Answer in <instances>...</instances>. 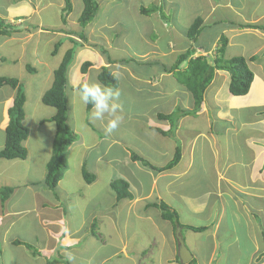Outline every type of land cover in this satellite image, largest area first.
<instances>
[{"label": "crops", "instance_id": "1", "mask_svg": "<svg viewBox=\"0 0 264 264\" xmlns=\"http://www.w3.org/2000/svg\"><path fill=\"white\" fill-rule=\"evenodd\" d=\"M184 1L97 0L98 6H103L89 28L79 27L78 17L67 16L66 22L73 29L69 32H64L61 29L63 23L57 21L59 11L64 8V0L0 1V19L16 28L10 36H0L1 71L13 73L14 69L3 68L17 66L15 69L19 72L26 70L29 75L36 74L37 68L32 62L31 65L23 62L30 52L32 61L49 71L52 66L39 55V51L44 50L43 46L55 41L60 33L62 37L68 36L69 41L73 39L82 43L75 39L78 37L76 33L94 29L89 36V50H83L82 46L83 49L76 53L89 52L86 57L79 55L77 60L90 62L88 70L93 71V76L79 70L84 62L76 71H71L70 67L69 77L75 72L74 78L69 80L67 75L68 118L71 119L68 124L75 136L68 149L71 151L81 146L82 152H86L83 159L87 161L84 160L75 170L66 160L67 168L54 189L45 182L46 164L51 154L45 163L42 179L41 174L30 178V167L34 170L37 160L46 156L48 148L43 143L40 147L33 144L30 138L36 131L32 132V125L47 127V132L43 133H47L48 150L51 151L55 133L51 119L55 111L50 117L34 122L24 119L23 124L29 133L23 142L26 158L0 159V189L12 190L5 201L0 198V220L4 216L9 217L0 235V264H6V248L10 258L7 264H14L18 257L24 259L22 264H40L37 261L42 258V264L49 261L55 264H110L114 258L118 259L116 264H181L175 238L177 226L162 218V211L157 207L160 203L177 213L182 226L204 228L196 236H192L191 231L183 234L180 229L191 260L194 259L196 264H264V31L244 27L264 25V12L256 11L264 1H259L257 6L252 2L254 8L249 10L229 0H208V8L202 17L195 18L201 19L202 24L194 42L186 36L190 26L180 29L175 21L166 20L160 11L163 8L169 17L172 14L169 12L175 7L172 9L167 3H174L180 8L173 13L179 14ZM151 2L164 6L156 7L157 11L148 16L143 15L140 9ZM114 6L117 10L110 13ZM49 7H53L56 14L55 22L49 26L54 30L51 33L41 24V15ZM126 14L132 24L122 30V17L125 18ZM35 17L40 19L39 23L34 21ZM139 20L146 24V29L161 32L163 44H160L161 39H151L143 31L144 26L135 24L134 21ZM169 24L170 27H166ZM242 34L255 38L251 51L244 52L237 46L231 53L230 50L234 49L231 47L238 44L234 42L235 38ZM43 36L46 39L41 42ZM221 36L228 40L224 59L237 56L256 59L248 61L253 73L248 93L232 96L228 90V73L216 70L196 114L180 117L169 135L161 134L169 132L171 127L158 115H171L177 108L193 109L190 93L177 83L173 72H170L177 56L193 49L192 58H213ZM147 65L152 67L151 71L148 69L149 75L135 71ZM27 67H32L34 72L27 71ZM103 67L110 69L118 81L123 78L127 83L120 80V84L131 89L130 93L151 91L153 94L151 105L139 113L132 103L127 102L128 95H125L123 87H117L115 90L119 91V97L115 103L119 105L121 121L111 132L106 131L111 117L106 115L103 120L92 118L93 107L88 110L77 94V86L81 83H98L104 87L97 79ZM185 67L186 63H183L180 69ZM31 81L29 78V83ZM23 82L22 86L27 87L28 82L25 79ZM15 94L16 90L9 86L0 88L1 133L8 124L7 111ZM140 129L143 133L136 138L145 142L142 147L124 144L117 135ZM137 133L127 137L134 139ZM177 148L180 149L179 161L172 168L163 169L171 162ZM131 154L142 158L156 170L141 161L132 160ZM66 159L69 161V157ZM15 172L21 175L18 180L11 177ZM85 174L88 177H84ZM113 182L125 183L130 199L119 200L111 188ZM72 187L78 199L71 193ZM79 187L87 189L86 196ZM76 215L79 216L77 220ZM14 217L31 218L40 226L35 233V245L19 233H6L17 221ZM28 223V229L22 228L31 230L35 222L28 220ZM141 235L149 237L140 240ZM134 238L136 241H132ZM15 241L21 244L17 245ZM26 245L36 251L32 252ZM138 250L137 260L135 253Z\"/></svg>", "mask_w": 264, "mask_h": 264}, {"label": "trees", "instance_id": "2", "mask_svg": "<svg viewBox=\"0 0 264 264\" xmlns=\"http://www.w3.org/2000/svg\"><path fill=\"white\" fill-rule=\"evenodd\" d=\"M82 10L77 18L79 26L84 29V27L91 22L92 18L98 11V4L96 0H81ZM72 10V5L70 0H64V8L62 9V21L65 23L67 16ZM143 15H150L151 13L157 11L156 6L149 5L146 8L140 9ZM202 21L197 18L193 21L190 27L187 29L186 36L193 42L196 40ZM244 27L259 29L264 31V25L260 24H250L244 25ZM16 32V28L6 23L4 20L0 19V36H10L12 33ZM85 33L82 31L78 36L83 40L85 39ZM72 44L79 45L78 42L70 39ZM228 40L225 36H221L219 39V45L215 50V55L212 58L197 56L192 58L193 49H188L184 54L177 56L174 64L171 67L174 78L179 85L185 88L191 95L193 100L192 111L180 110L171 115L164 116L158 115L159 119L167 120L170 123L169 132H161V134L167 136L170 134L172 129L177 125V120L184 115H194L200 109L204 93L211 83L214 72L216 70L227 72L229 75V86L228 90L232 96H244L248 93L251 82L253 80V73L248 67V61L256 60L255 57L249 59L243 58L241 56L232 57L230 59H224L223 55L227 46ZM59 47V42L54 46L53 54L57 51ZM74 47L68 49L63 58L61 59L58 67L53 72V80L49 89L41 96V103L45 106L51 107L55 110L51 122L54 123L55 133L51 147V158L46 164V185L54 189L57 183L61 180L63 171L67 168L66 164V151L73 143L75 139L74 133L68 124V108L69 101L67 97L68 91V69L73 61ZM125 60L124 62H127ZM186 63V67L180 70V66ZM91 66L90 62H84L80 68L81 73H86L88 68ZM27 71L34 72L32 67H27ZM98 81L104 87H110L116 89L118 86L117 78L112 74L110 69L103 67L97 75ZM3 86H9L16 90L15 97L12 101L11 107L7 111L8 124L4 130L5 138L3 148L0 150V159L3 160H24L27 155V151L23 146V142L28 137V129L23 124L24 119V103H25V92L22 85L19 84L18 80L8 77H0V88ZM89 110L92 105H86ZM173 121H172V120ZM131 159L134 161H141L144 165L151 167L142 158L131 154ZM180 159V149L175 150L173 159L171 162L165 166L163 169H170ZM158 171V169H157ZM84 177H88L87 174ZM111 188L115 192L117 198L120 199H130V193L128 192V187L123 182H113ZM11 189L2 188L0 189V198L5 201ZM157 207L162 211V218L173 224V226L179 227L182 231H191L194 233H199L204 230L203 227H191L182 226L178 222L177 213L168 207L164 203H160ZM15 244L20 245V241H15ZM26 248L32 250V247L26 245ZM58 263V262H57ZM47 264H55L54 261L48 262ZM189 264H196L195 260L192 259Z\"/></svg>", "mask_w": 264, "mask_h": 264}, {"label": "rangeland", "instance_id": "3", "mask_svg": "<svg viewBox=\"0 0 264 264\" xmlns=\"http://www.w3.org/2000/svg\"><path fill=\"white\" fill-rule=\"evenodd\" d=\"M259 1H264V0H229V2L233 3L234 5H239L240 4V5L246 7L249 10L251 8H254V4H252V2H254L255 5L257 6V3ZM207 3H208V0H185L184 3L181 6L182 9L180 10L179 14L173 13V12L179 10V8H180L179 5L176 7L175 6L176 4H174V3H167V5L172 7V9L175 7L173 11L171 10V12H169V13H172V14H170L169 17L167 16L168 14L167 15L165 14L163 8L160 11H161V13L163 14V17L166 20L171 21V22L175 21L177 23V27H179L180 29H185V28H187L188 26L191 25V23L195 20L196 17H198V16L202 17V13L208 8V4ZM72 5H73L72 6V10H71V12L69 13L68 16H70V17H73V16L78 17V12H80L81 7H82L81 0H72ZM149 5H152V6L154 5V6L158 7V8L164 6L162 4H160L158 6V5H156V4L152 3V2ZM102 6H103V4H101L100 7L98 6V10L101 9ZM183 8H184V10H183ZM256 9H257L256 11L264 12V3L261 6H259V8H256ZM116 10H117V7L114 6L110 13L115 12ZM98 12L99 11L96 12V14L92 18L91 22H89L84 27L85 29L89 28V26L94 22ZM60 14H62L61 11H59V16L57 15V21L60 24H61V22L63 23V27L61 29H63L64 32L73 31V29H71L72 28L71 24L67 23L66 21L64 23L62 21V19L60 18V16H61ZM55 18H56V14H54L53 7L46 8V10H44L42 15H41V24L44 25V27L47 28L46 30H48L50 33L52 31H54L49 26H50V24L55 22V20H56ZM39 20L40 19L35 17L34 21L39 23ZM227 20H230V19L227 18ZM134 22H135V24H137V25H139L141 27L144 26L143 27V31L147 32L149 34V36L151 37V39H158V40L161 39L162 42H160V44H163L164 38H163L161 32L158 33L157 30H151L149 28L146 29V24L143 25V21L142 20L134 21ZM121 24H122V26H121L122 30L125 29L127 26H130L132 24V21H131L129 15L126 14L125 18L122 17V23ZM47 25H48V27H47ZM166 27H170V24L167 25ZM161 29L164 30L163 27ZM141 30H142V28H141ZM91 31H94V29H88L87 31L85 30V34L84 35L86 37V41H83L79 36L77 37V35L79 33H76L77 34L76 35L77 38H75V39L81 41L82 43L79 42L80 45H74L73 44V47H74L75 50H74V55H73L74 56L73 57V61H72L71 65H70V67L72 69L71 71H76L78 66L82 62H84V60H86V59L77 60L79 55L84 56V57L89 55V52H85V51L80 52L78 55H76V53H77V51H80L81 49H83V47H84L83 50H86V51L89 50L88 49L89 48V36L92 35ZM131 33H132V35H134V32H131ZM61 34L62 33H60L58 35V37H57V39L55 41H50L47 46L46 45L43 46L44 50H40L39 51V55H41L42 60H44L45 62H47L49 65L52 66V68L49 71H48L47 68L46 69H44L43 67L40 68L39 64H36V62L32 61L33 60V57L31 56L32 52L27 54V56L24 58L23 62L28 64V65H31V62H32L37 68V73L36 74H33V75L30 74L31 75L30 76L26 72V70H21L19 72L18 70H16L17 66H6L7 68H3V70L4 69L13 70L14 69L13 73L7 72L5 70L4 71L0 70V76H5V77H10V78L16 79L19 82H21V85L24 84L23 79H25L28 82L27 83V87L26 86H22V88L24 89V92H26L25 96L27 97V107L25 108L26 112L24 110V119L27 122L31 121V120L34 122V121L39 120L42 117L48 118L55 111V110L51 109V107L43 105L41 103V99H40L41 97H39V96H42L43 95V91L45 92V90L50 88L54 70L58 67L61 59L63 58L65 53L68 51V49L72 47V42L69 41V37L68 36H63L62 37ZM21 36H23V35H21ZM227 36L230 37L229 33L227 34ZM45 39H46V37L43 36L42 40H40V41L43 42V41H45ZM253 39L255 40V38H251L250 36L247 38V35H244V34L240 35L238 37V39L235 38V40H234V42H238V44L237 45H233L231 48H234V49H231L230 52L233 53V51H236L235 47H237V46L239 47V49H244L243 50L244 52L251 51V48H250L251 44H255V43H252V42H255V41H253ZM57 42H59V47L57 48V51L53 54L54 46H55V43H57ZM18 49H20V48H18ZM89 57H91V56H89ZM117 59H120V58L118 57ZM2 61H3V59H2ZM5 62L6 61H4V63ZM127 62H129V61H127ZM10 65H12V64H10ZM131 65L132 64H129V66H131ZM70 67H69V71H68L69 80L71 78L75 77V72H73V75H72L71 78L69 77ZM148 69L151 71L152 67L147 65L146 67H143L142 69H138L137 68L135 71L137 73H141L142 72L144 76H147V75L150 74ZM79 70H80V66H79ZM92 72L91 71L89 72V70H87V73H86L87 76H89V74L91 76H93ZM96 74H97V72H96ZM29 78L32 79V81L30 83H29ZM47 79H48V81H47ZM119 79L121 81H123L124 84L127 83L126 81L123 80V78H119ZM120 80L117 81L118 82V86L117 87H120V86L123 87L125 95H128V97H126L127 102L132 103L133 104L132 106L139 113L144 112L146 110L145 108L147 106L151 105L152 96H153L152 92L151 91H146L144 93H139L138 92V94H132V93H130L132 90L127 88L125 85L120 84ZM46 82H48V85L46 84ZM28 86H30V89H28ZM77 94H78V92H77ZM73 108L74 107L72 106V112H73ZM69 111H70V104H69ZM175 112L176 111H174V113ZM150 115H152V114H150ZM25 116H26V118H25ZM68 117H69V113H68ZM24 119H23V121H24ZM68 120L71 121L70 118H68ZM52 123H50L48 125H51ZM34 128H37V130H35ZM142 129H140L138 131L136 130L138 133L136 131L135 132L131 131V132H128L126 134H121V135H119V133H117V135L121 139V142L124 143V144H129V145H132V146L135 144L136 146H141L142 147L145 142L142 139H138L139 138L138 136H140V134L142 135V133H143V132H140ZM40 130H41V132H40ZM33 131H36V134L33 135L30 138L32 140L33 144H35V146L37 145L38 147H40L41 146L40 144L43 143V144H45L46 147L48 146V148H46V150H45V155L46 156H44V158H40V159L37 160L38 163L35 164L34 170L30 167V169L32 171V174L30 176L29 175L28 176L30 178H32V177H37L38 174H41L40 178L42 179V177H43V175L45 173V163L49 159L50 154H51V151L48 150L49 149V143H48L47 133H43V132H47V127L43 128V125L42 126L38 125L37 127H34V125H32V132ZM135 133H137V134L133 136L134 139H130L129 137H127L128 135H133ZM136 137H138V138H136ZM3 142H4V133L3 132L1 133V131H0V148L1 149L3 147L2 146ZM82 150H83V148L81 146H80V148L79 147H75L71 151L69 149H67L66 156L69 157V161H68V159H66V160H67V162H69L70 168L77 170L76 168H78V166H80L84 162L85 159H83V157L86 154V152L83 153ZM85 161H87V160H85ZM68 170L70 171V169H68ZM63 172H65V170ZM33 173H34V175H33ZM20 176L21 175H19V173L16 175V172H15L11 177L14 180H18L20 178ZM73 187H74V185H73ZM73 187L71 188V193H73V196H76L75 199H78L77 198L78 194L74 192ZM47 190L48 189H46V191ZM79 190L82 192V194H84V196H86L87 193H88V191H87V189L85 187H83V188L79 187ZM28 196L31 197L32 195L29 194ZM75 218L77 220L79 218V216L76 215ZM181 218L184 219L183 216H181ZM14 219H17V217H14ZM8 220H9L8 216H4L3 218H1V220H0V235L3 234V232L5 230V227H6L7 223H8ZM28 220H30L31 222H35L34 224H32L31 230H25V229L22 228V227H26V229H28V227L30 226L29 223H28ZM194 222L196 223L195 226H197L196 220ZM36 224H37L36 221L32 220L31 218L21 217V219H17V221L14 222V224L11 226V228L8 231H6V233H8V234L19 233L22 237H28L30 239L31 243H33V245H35L34 244L35 243V239H36L35 238L36 237L35 233H37L40 230V226H38V224L37 225ZM185 231L186 230L183 231V234H185ZM190 234L192 236H196V234H200V232L199 233L191 232ZM148 237H149L148 235H146V237L141 235L140 240H144V239H146ZM0 239H1V237H0ZM132 241H136V238L132 239ZM133 243L134 242H131V244H133ZM131 246H134V245H131ZM201 248H203V247H201ZM7 251H8V249L6 248V254H5L6 255V258H5L6 259L5 260L6 264L9 262L8 259H10L9 258V254L7 255ZM33 251H36V249L33 248ZM139 251L140 250H138L135 253V254H137V260L139 259ZM19 253H21V252H19ZM135 254H134V256H136ZM42 259L38 260L37 263L42 264L43 263ZM111 261L112 262H110V264H116L118 259L114 258ZM24 262H25L24 259L18 257L14 261V264H22Z\"/></svg>", "mask_w": 264, "mask_h": 264}, {"label": "clouds", "instance_id": "4", "mask_svg": "<svg viewBox=\"0 0 264 264\" xmlns=\"http://www.w3.org/2000/svg\"><path fill=\"white\" fill-rule=\"evenodd\" d=\"M79 100L84 105L91 104L93 107L92 118L103 120L105 116L111 117L108 120L106 131L116 129L121 121L118 115L119 105L115 99L119 97V91L110 87H102L98 83H81L77 86Z\"/></svg>", "mask_w": 264, "mask_h": 264}, {"label": "water", "instance_id": "5", "mask_svg": "<svg viewBox=\"0 0 264 264\" xmlns=\"http://www.w3.org/2000/svg\"><path fill=\"white\" fill-rule=\"evenodd\" d=\"M175 238L177 241V256L178 259L180 261L181 264H187L192 256L189 252V250L187 249V247L185 246V243L180 235V228L176 227L175 230Z\"/></svg>", "mask_w": 264, "mask_h": 264}, {"label": "bare ground", "instance_id": "6", "mask_svg": "<svg viewBox=\"0 0 264 264\" xmlns=\"http://www.w3.org/2000/svg\"><path fill=\"white\" fill-rule=\"evenodd\" d=\"M226 258V257H225Z\"/></svg>", "mask_w": 264, "mask_h": 264}]
</instances>
